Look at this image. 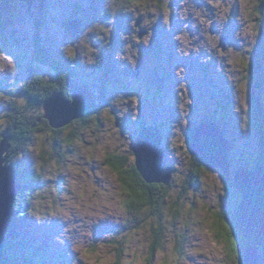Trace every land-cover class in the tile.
Instances as JSON below:
<instances>
[{"label": "rangeland", "instance_id": "rangeland-1", "mask_svg": "<svg viewBox=\"0 0 264 264\" xmlns=\"http://www.w3.org/2000/svg\"><path fill=\"white\" fill-rule=\"evenodd\" d=\"M43 8L0 0V138L14 105L32 119L45 116L44 104L37 109L21 90L30 69L55 76L35 58L46 49L73 58L70 83L85 87L101 113L72 143L65 141L72 124L57 135L36 133L16 161L28 179L42 177L24 220L32 264H240L223 216L237 206L240 213L236 171L262 165L264 0H45ZM78 20L76 37L68 27ZM207 123L228 147L229 181L190 153L191 132ZM150 127L175 171L152 259L160 225L146 208L129 210L107 164L118 156L136 167L135 142ZM46 152L59 163L43 166ZM259 256L264 264V251Z\"/></svg>", "mask_w": 264, "mask_h": 264}, {"label": "trees", "instance_id": "trees-1", "mask_svg": "<svg viewBox=\"0 0 264 264\" xmlns=\"http://www.w3.org/2000/svg\"><path fill=\"white\" fill-rule=\"evenodd\" d=\"M38 1L40 2V12L42 14L45 0ZM37 19L38 20H36V28L38 30L37 33H39V31L43 27V18L40 16ZM45 51L46 52H42V54L40 55L36 54L35 58L38 60V62L40 61L39 63H41L43 66H46L49 69L53 70L55 76L51 78L50 76H48L49 74L45 76L39 75L37 72H34L30 69V71H27L28 74L26 77V81L22 87L21 93L27 96L31 102L35 103L37 109H43V104L52 96L54 92L64 93L67 98L70 99L74 91L84 90L87 93V97L85 98V100L89 101L90 99H92V97L88 95V91L85 89V87L81 89L73 87V85L69 81L70 76L75 77V66L69 65V62L71 63L73 61V58H69L70 60L68 62L52 55L48 49H46ZM106 77L107 73H103V71L101 70L100 79L104 80L106 79ZM92 103L94 104V107H92V109L86 115L72 123L71 127H78H74L73 130H70V134L65 140L66 142L72 143L77 141L79 139L80 131H84L86 128H88L94 117H100V108L95 104L94 101H92ZM11 111L14 113L9 114L8 116L9 125L2 132L0 144L4 139H9L10 148L5 155V158L7 159L9 164L14 165L18 169V174L20 177V189L14 204L11 223L7 231L4 251V264H32L34 259L30 258V256L28 255H33L34 252L32 250H30L28 253L23 252V248H25L28 243L26 237H24V220L30 212L29 206L34 201L35 194L37 192L39 193L40 191L39 187H41L42 177L41 174H38L37 176H33L28 179L29 175L27 176L26 174H22V171L19 169L16 161L26 154L27 149L36 133L50 130L54 135H57L59 133H62L66 129L54 130L49 127V122L44 118L42 114L32 119L31 116H27V114L21 112L20 108L17 105H14ZM71 127L68 126V129ZM260 131L262 135L261 144L263 147L260 163L264 164V128H261ZM56 150L57 149H55V151ZM46 153L43 155L42 159L43 166H46L52 160H56V157L53 156L49 160L47 158L48 153ZM197 160L201 162L200 159ZM59 161L57 162L59 163ZM107 164L118 175L122 192L126 196L125 201L129 210L131 212H134V208L138 210H144L146 208L150 212L149 217L156 218L158 225H160V222H162L163 219L164 205L166 200L169 198V186L164 187L163 185L155 184L148 185L143 180L136 167L128 168V163L126 162L125 158H120L118 156H109ZM223 217L226 221V225H228L229 227H231V225L235 227L236 235L238 237L237 242L239 244L238 246L235 245L236 240L232 239L230 236L229 238L225 236L226 243L229 246H231L232 244L235 247V252L239 254V263L245 264L244 253L247 246L237 227V223L240 218L238 206L236 213L233 216L232 214H227ZM138 227L139 225L137 226V228ZM159 227L160 229L156 230V233L153 231L154 243L150 253L151 259L162 247L163 241H160L162 240L164 233L162 232L163 229L161 228V225ZM218 231L221 234L222 230L220 228L218 229ZM10 241L14 242V245H11ZM18 249L20 256L17 258L15 255L14 260H11L9 256L10 251H14L16 253ZM116 264H120V260L117 259Z\"/></svg>", "mask_w": 264, "mask_h": 264}, {"label": "water", "instance_id": "water-1", "mask_svg": "<svg viewBox=\"0 0 264 264\" xmlns=\"http://www.w3.org/2000/svg\"><path fill=\"white\" fill-rule=\"evenodd\" d=\"M80 26L79 20L72 22L68 27L69 34L77 37ZM222 44L224 46L225 41ZM86 97L85 91H74L70 99L64 93L56 92L44 103V118L54 130L66 128L92 109V101H86ZM155 131L158 130L154 127L146 128L136 140L133 148L137 158L136 168L148 185L162 184L168 187L175 171L164 163V152L159 148L163 136H157ZM222 138L215 124L207 123L193 130L189 148L193 157L199 158L209 168H220L229 181L231 168L228 147ZM9 148V139H4L0 144V264L5 261L7 231L20 189L18 169L5 158ZM160 163L162 167L158 166ZM159 168L166 171L167 175L161 174ZM235 186L242 195L237 227L247 246L244 262L259 264V253L264 251V164L253 171L245 168L236 171Z\"/></svg>", "mask_w": 264, "mask_h": 264}, {"label": "flooded vegetation", "instance_id": "flooded-vegetation-1", "mask_svg": "<svg viewBox=\"0 0 264 264\" xmlns=\"http://www.w3.org/2000/svg\"><path fill=\"white\" fill-rule=\"evenodd\" d=\"M236 213V212H235ZM234 214H232V216H233ZM230 225V224H229ZM228 226V225H227ZM228 228H229V232H230V237L232 238V239H234V240H236V243H235V245H237L238 246V242H237V239H238V237H237V235H236V229H235V227L234 226H232L231 225V227H229L228 226ZM236 254H237V256L239 257V254L236 252ZM239 259V258H238Z\"/></svg>", "mask_w": 264, "mask_h": 264}, {"label": "bare ground", "instance_id": "bare-ground-1", "mask_svg": "<svg viewBox=\"0 0 264 264\" xmlns=\"http://www.w3.org/2000/svg\"><path fill=\"white\" fill-rule=\"evenodd\" d=\"M62 4H63V3H62ZM191 12H192V11H191ZM184 16H185V15H184ZM191 16H192V15H191ZM191 16H190V17H191ZM181 18H182V17H181ZM176 21H177V20H176ZM195 22H196V21H195ZM200 24H201V23H200ZM198 27H199V26H198Z\"/></svg>", "mask_w": 264, "mask_h": 264}, {"label": "snow or ice", "instance_id": "snow-or-ice-1", "mask_svg": "<svg viewBox=\"0 0 264 264\" xmlns=\"http://www.w3.org/2000/svg\"><path fill=\"white\" fill-rule=\"evenodd\" d=\"M3 53H0V55H2ZM87 254V253H86Z\"/></svg>", "mask_w": 264, "mask_h": 264}]
</instances>
